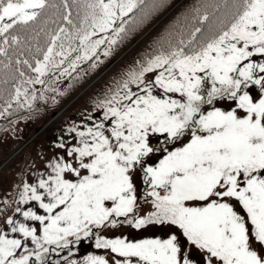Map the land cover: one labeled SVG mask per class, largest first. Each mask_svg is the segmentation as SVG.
Here are the masks:
<instances>
[{
    "label": "snow or ice",
    "instance_id": "1",
    "mask_svg": "<svg viewBox=\"0 0 264 264\" xmlns=\"http://www.w3.org/2000/svg\"><path fill=\"white\" fill-rule=\"evenodd\" d=\"M170 4L0 0V118L13 105L32 110L44 92L63 95L45 77L89 61L95 70ZM152 47L97 99L98 123L67 129L79 146L61 138L65 156L48 163L47 178L23 184L18 203L38 202L46 215L22 214L43 234L8 219L24 239L0 232V264H44L53 245L57 255L68 249L65 264H81L69 257L84 241L106 255L82 264H264V60L253 59L264 57V0H201ZM46 84L38 97L34 86ZM141 199L152 205L146 215ZM124 225L168 231L139 240L102 234Z\"/></svg>",
    "mask_w": 264,
    "mask_h": 264
},
{
    "label": "rangeland",
    "instance_id": "2",
    "mask_svg": "<svg viewBox=\"0 0 264 264\" xmlns=\"http://www.w3.org/2000/svg\"><path fill=\"white\" fill-rule=\"evenodd\" d=\"M253 59L259 62L260 60H264V57L258 56L254 57ZM205 86L210 87V84L206 81ZM214 106L230 108L233 106V102L218 101ZM207 107L210 110L213 106ZM92 118L93 120H91ZM35 119L39 120L40 118ZM29 121L30 120H27L26 118L25 120H22V122L18 123L17 130L14 132V135H12V131L14 130L13 128L3 130L0 135V232L7 233L9 238H17L21 240L24 239L23 235L19 232H11L12 226L7 224L8 219L11 218L14 221H18L19 223L27 225L28 227H36L37 234L42 235L43 226L39 225L38 221L26 220L22 213L23 211H27L29 208H32V210L36 211L37 214L46 215L44 210L39 208L38 202L30 201L28 204L18 203L20 199V193L23 191V184L38 183L39 178H41V174H43V178H47V175L51 172V169H49L48 172L45 166L53 161V159L56 157L65 156V151L67 146H69V143L71 146H79L78 138H74L75 133H67L63 135L60 134L62 130L66 129L69 124L76 125L81 130H83L84 126H89L91 121L93 125L98 123L100 121V117L91 114V111L87 109L86 105L78 104L77 107H74L70 111L66 121L53 125L50 124L47 127L45 126L42 130H37V132L35 130L40 127L43 122L40 124L38 122L37 124L31 126L29 125ZM29 129L31 133L28 132ZM34 131L36 133L42 131L38 140L34 142L32 146L27 147L23 152L11 159L17 151V145L15 143L19 138L18 135H22L23 133L24 134L22 136H24L26 133H30L31 135ZM61 138L66 144L65 149L58 148L56 146L60 142ZM65 158L68 160L73 159L71 157ZM24 174H26L27 177H24ZM136 183L138 186V191L142 192L144 185H142L139 175L136 178ZM141 206L140 215H146L148 212L152 211L151 204L143 202ZM17 208H20L21 212H17ZM118 228L121 229L117 230V232L107 229L102 234L112 238L116 236H126L130 240H139L157 236L160 238H166L168 231L164 227L153 228L151 226L141 230L133 229L130 226L126 229L122 226ZM26 243L28 244V247L33 249L35 248V245L31 243L30 239L26 241ZM51 247L49 251L50 256L48 257L47 261H44V264H53L55 260H60L61 264H65L63 257L68 254V249L63 251L57 250L59 252V255H57L55 252L51 251ZM20 251L22 250H18V255L20 254ZM72 252L73 254L69 257V259L80 261L81 264L84 257L89 254L86 244H84L82 248H80V246L77 248V246L75 247L74 245L72 247Z\"/></svg>",
    "mask_w": 264,
    "mask_h": 264
},
{
    "label": "trees",
    "instance_id": "3",
    "mask_svg": "<svg viewBox=\"0 0 264 264\" xmlns=\"http://www.w3.org/2000/svg\"><path fill=\"white\" fill-rule=\"evenodd\" d=\"M178 1L179 0H171V4L168 9L154 18V20L141 31L136 32L127 41L119 45L115 49L112 56L107 58L103 57L105 61L100 64L98 68L93 70L92 73H85L87 72L86 70L91 64L89 61L86 63H82L75 72L71 73V75L60 76L59 80L55 78L56 76L60 75L58 72L45 77V79L49 81L51 87L56 88L60 93H63V95H58L56 92L51 91L44 92L47 100L37 99L33 105L32 110H28L27 108L15 110V105H13V109L9 110L11 112V115H5L4 117L0 118V135L3 130L7 129V127L12 126L18 120H22L26 117L39 116L42 113L46 114L45 119L49 117L50 105H52L55 109L63 106L71 97L75 96V93H78L89 82L93 74H97L106 64L114 60L119 54L125 51L141 34H143ZM200 3L201 0H182L155 27H153L141 41L136 43L101 78H99L96 83L92 84L84 93H82L79 96L78 100L85 102L97 101V99L102 98L104 95H106L108 90L116 86L117 80L121 76H123L130 69V67L134 66L136 62L142 60L146 54H150L153 52V40L160 36L169 24L176 22L177 18L180 17L185 8L198 6ZM41 43H43V40L41 41ZM48 86V84L35 85L34 87L37 90V96L39 97L41 92ZM8 87H11V85H8ZM53 97L55 98V102L53 101ZM3 103L4 100L0 99V104Z\"/></svg>",
    "mask_w": 264,
    "mask_h": 264
}]
</instances>
